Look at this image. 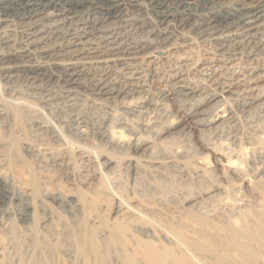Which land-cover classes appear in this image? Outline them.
Masks as SVG:
<instances>
[{
    "label": "bare ground",
    "instance_id": "bare-ground-1",
    "mask_svg": "<svg viewBox=\"0 0 264 264\" xmlns=\"http://www.w3.org/2000/svg\"><path fill=\"white\" fill-rule=\"evenodd\" d=\"M152 70L167 88L155 96ZM0 82V167L14 162L13 181L0 170V264H264V147L238 148L246 169L220 138L226 186L192 192L183 146L160 139L178 123L169 96L212 137L231 123L241 143L234 108L264 133V0H0ZM35 185L67 216L34 205ZM242 186L260 201L235 218Z\"/></svg>",
    "mask_w": 264,
    "mask_h": 264
},
{
    "label": "rangeland",
    "instance_id": "rangeland-1",
    "mask_svg": "<svg viewBox=\"0 0 264 264\" xmlns=\"http://www.w3.org/2000/svg\"><path fill=\"white\" fill-rule=\"evenodd\" d=\"M198 54H197V56H201V52H197ZM164 64H161L160 65V72H165V70L167 69V65H168V63H166V62H163ZM240 66H242L241 64H240ZM164 70H163V69ZM151 74L153 75L152 76V79H151V81H153V82H151V86L149 87V90H150V92H148L149 94H153L154 96L156 95L155 93H157V89L158 88H160L161 87V89L164 87V88H166V86H164L163 85V83H158V81H159V76L157 75V74H155L154 73V71L152 70L151 71ZM1 83V82H0ZM154 83V84H153ZM24 85V84H23ZM20 86L21 87V89L22 88H24L25 86ZM156 85V86H155ZM161 85V86H160ZM162 85H163V87H162ZM263 85H264V83H263ZM3 87V85H2V83L0 84V99L2 100V101H5V99H7L8 97H7V94L4 92L5 90H4V88H2ZM158 87V88H157ZM151 88V89H150ZM156 88V89H155ZM167 89V88H166ZM153 93H152V92ZM5 93V94H4ZM153 95H151V96H153ZM28 96V97H27ZM18 97H21V98H25L26 97V100L27 101H34V104L33 105H35V106H37V107H39L40 105H39V103H38V94H29V95H27V94H24V97H22V95L21 96H18ZM34 97H36V98H34ZM165 101H168V102H165ZM165 101H163V102H165L163 105V107L164 108H166L167 110H169L170 108V112H171V114L172 115H174V116H172L171 118H174V120H176L178 123H177V125H176V127L172 130L173 132H172V135L171 134H164V135H162L161 137H160V139L162 140V141H166V142H164V144L166 143L167 144V141L169 142H171V139H172V136H173V141H174V143H173V141H172V143H168L167 145H176L177 143V145L176 146H183V147H180L182 150H185L186 152H187V150L189 151V153H186L185 151H182V153H181V158H180V156H178V157H176V162H178V164L181 162V166L183 167H186V169H187V171H186V169H185V172L184 173H186L187 172V175L185 176V177H183V179L182 180H184L186 177L187 178H189V183H193L192 185L191 184H189V185H191V186H187L186 185V187L191 191L192 190V192L194 191V190H196V189H198V187H197V185H200L201 186V189H204V188H206L208 191L209 190H211V189H213V187H211L212 185H216V186H219L218 184H220L221 182L226 186V184H227V182L225 181V180H223L222 179V177H221V172H219L218 171V167L215 165V155H216V153L217 152H219L220 151V147L218 146V144H216V143H218L220 140V138L221 139H223V138H225V140H223V142H224V146H222V152H226L225 154L227 155L228 154V156H231V158L232 159H237L236 160V162H241V164H242V166L243 167H245L246 169H250V168H248V167H250V165L247 163V165H245L246 164V162L245 163H242V162H244V161H242L243 159L241 158V156L239 155V149H240V147L242 148V147H247V146H249L251 143L253 144V145H256V146H263L264 147V133H259L258 134V132H255L256 134H254V131H251L250 129H248V128H246V126H247V121L248 120H250V119H252L253 118V116H254V113L253 112H251V115L249 116V115H247V114H245L244 112H241V110H239V109H236V108H234V112L235 113H233L234 115H236V117H237V125H238V132H239V137L242 139L241 140V143L239 144L238 142V144H239V146L237 145V143L236 142H233L231 139H229V136H231L232 135V132L234 131L233 129V126H232V124L231 123H224V125L222 124L221 125V127L222 128H220V130H219V134L220 135H217L216 137H212V131L211 130H209L208 128H205L204 129V127H199V126H196L195 125V123L193 122V120H192V118L191 117H189V116H187L186 114H184L181 110H180V108H179V102L174 98V96H169L168 97V99L167 100H165ZM37 102V103H36ZM33 103V102H32ZM175 113V114H174ZM146 113H145V115L143 116L144 118L146 117ZM184 116V117H183ZM131 117H133V118H131ZM135 117V118H134ZM137 117V118H136ZM178 118V119H177ZM128 119H131V120H137L138 119V116H137V114H134L133 116L132 115H130V116H128ZM1 121V120H0ZM239 122V123H238ZM2 122H0V124H1ZM24 124H25V122H24ZM229 124V125H228ZM2 125H0V127H1ZM241 127V128H240ZM242 127L243 128H246V131L245 130H243L242 129ZM194 128V129H193ZM0 129H2V127L0 128ZM1 131V130H0ZM249 131H251V133H249ZM246 132H248V133H246ZM1 133H2V131H1ZM0 133V134H1ZM30 133H28V135H29ZM211 134V135H210ZM248 134V135H247ZM2 135V134H1ZM145 135H147L146 133H144V136ZM166 135H168V136H166ZM209 135V136H208ZM150 136H151V134H150ZM246 136H248L247 138H245ZM163 137V138H162ZM170 139H168V138ZM210 137V138H209ZM260 137H263V138H260ZM168 140H167V139ZM228 140H227V139ZM209 141H208V140ZM248 139V140H247ZM214 141H215V143H214ZM226 141V142H225ZM209 142H211V143H209ZM212 143H214V145L212 144ZM230 143V144H229ZM180 144V145H179ZM209 144V145H208ZM212 144V145H211ZM96 145V144H95ZM245 145V146H244ZM168 146V147H169ZM187 147H189L188 149H187ZM210 147V148H209ZM185 148V149H184ZM239 148V149H238ZM104 149V148H103ZM224 149V150H223ZM191 150V151H190ZM101 151V150H100ZM100 151H97L98 153H100ZM104 151V150H103ZM19 152H20V156H21V158H22V160L23 161H25V162H23V164H24V166L25 167H23V170H24V172L31 178V179H34L32 176H31V170H30V168H29V160L27 159V157H26V155L24 154V152L21 150H19ZM97 152H95L94 154H96L95 155V157H97V159H98V161L100 160L99 158L101 157V155L100 154H98ZM185 152V153H184ZM216 152V153H215ZM104 153V152H103ZM191 153V154H190ZM100 155V156H99ZM138 154H136L135 156H137ZM189 155V156H188ZM191 155V156H190ZM134 156V157H135ZM250 156H252V155H250ZM192 158V159H191ZM196 158V159H195ZM180 159H181V161H180ZM193 159H194V161H196V160H201L202 162H203V164H205L206 166H204V167H206V169H204V167H203V171H205V172H207V173H204V172H202V177H205V178H201V176H196L194 173V170L193 169H195V164H194V162H193ZM203 159V160H202ZM242 159V160H241ZM10 161H11V159H10ZM5 162V164H4V166H1L0 167V170L4 173L5 172V170H7L6 172L7 173H4L6 176H8V178L11 180V181H13L12 179H11V176L12 175H10L12 172V170H13V161L12 162ZM191 163H190V162ZM185 162V163H184ZM189 162V163H188ZM7 163V164H6ZM191 164V165H188V164ZM12 164V165H11ZM187 166H189V167H187ZM214 164V165H213ZM12 167H11V166ZM180 165V164H179ZM192 165H194V167L192 166ZM249 165V166H248ZM6 167H7V169H6ZM5 168V169H4ZM192 171H190L189 169ZM215 168V169H214ZM217 168V169H216ZM210 169V170H209ZM213 169V170H212ZM11 170V171H10ZM52 169H50L49 170V176L51 177V176H53V177H51V179L53 178V182H56L58 185H61L62 183V185H65V183H64V179L62 178V174H61V172L59 171V170H52ZM217 170V171H216ZM59 171V172H58ZM189 171L191 172V173H189ZM214 171H216V172H214ZM51 172V173H50ZM103 172V171H102ZM174 173V175L176 174V179L177 178H182L181 177V175L182 174H179V172H175V171H172V174ZM183 173V174H184ZM194 175H193V174ZM50 174H52V175H50ZM204 174V175H203ZM252 174V173H251ZM179 175V176H178ZM207 175V176H206ZM35 176V175H34ZM178 176V177H177ZM189 176V177H188ZM198 179H196V178ZM217 177V178H216ZM191 178V179H190ZM62 179V180H61ZM195 179V180H194ZM199 179H200V181H199ZM203 179H205V181L203 180ZM211 179V180H210ZM218 179V180H217ZM220 179V180H219ZM190 180H193V181H190ZM197 180V181H196ZM216 182H215V181ZM177 181H179L178 179H177ZM211 181V182H210ZM220 181V182H219ZM197 182V183H196ZM215 182V183H214ZM217 182H218V184H217ZM194 183H196V185H194ZM200 183V184H199ZM204 183V184H203ZM226 183V184H225ZM14 184V183H13ZM202 184H203V186H202ZM211 184V185H210ZM37 185V184H36ZM33 186V187H35V192H34V197H33V204L34 205H38L39 203H41V202H43L42 204L44 205V207H45V211H47V213H50L51 212V214H53L54 216L56 215V216H60V214H61V216L62 217H65V216H67V214L65 213V212H62V209H61V207H58V206H56V205H54V204H52V203H50V202H48V201H46L44 198H43V196H41V193L40 192H38L37 191V186ZM195 186V187H192V186ZM206 185V186H205ZM209 185V186H208ZM214 185V186H215ZM14 186H16V184H14ZM199 186V187H200ZM205 186V187H204ZM220 186H221V184H220ZM189 187H191V188H189ZM197 187V188H196ZM204 187V188H203ZM211 187V188H210ZM243 187V186H242ZM241 187V188H242ZM194 188V189H193ZM209 188V189H208ZM244 188V189H243ZM241 190L239 189L238 191H231V193L232 192H234L233 193V195H231V197L230 196H228V197H230L231 199H235L236 200V202H235V200L233 199L232 201H233V204H234V202H235V204H234V206H233V209L234 210H231V216L233 217H235V218H238V217H241L242 215H248V211L250 212V207H251V204H253V200H255L254 201V203L256 202V199H258V198H260V193L258 194V193H254V192H249L250 190H248V189H246L245 187H243ZM206 189H204V190H206ZM33 190H34V188H33ZM36 193V194H35ZM228 193V192H227ZM227 193H226V195H227ZM231 193H228V195H230ZM251 193H252V195H251ZM223 194V193H222ZM221 194V195H222ZM238 194H239V196H238ZM262 194V193H261ZM237 195V196H236ZM241 195V196H240ZM259 195V196H258ZM264 195L262 194V197L260 198V200L263 198L264 199V197H263ZM216 198H217V196H215ZM215 197H213V198H209V199H206L205 201H204V205L205 206H207V207H205L206 208V210H210V209H213L215 206ZM233 197V198H232ZM242 197V198H241ZM241 198V200H239ZM211 199V200H210ZM243 199V200H242ZM250 199V200H249ZM262 199V200H263ZM259 200V199H258ZM259 200V201H260ZM180 201V200H179ZM212 201V202H211ZM252 201V202H251ZM259 201H257V202H259ZM239 202V203H238ZM248 202V203H247ZM250 202H251V204H250ZM263 202V201H262ZM14 204H10L9 205V210H10V212H12V214H14V212H15V205L13 206ZM179 205H180V203H179ZM182 205V204H181ZM247 205V206H246ZM52 207V208H51ZM55 207V208H54ZM235 207V208H234ZM14 208V209H13ZM35 208H36V206H35ZM39 209V210H38ZM36 208V213L37 214H40L42 211H41V209L40 208ZM248 209V210H247ZM13 210H14V212H13ZM244 210V211H243ZM39 211V212H38ZM41 211V212H40ZM235 211V212H234ZM59 212V213H58ZM57 214H59V215H57ZM60 216V217H61ZM15 217V218H14ZM14 218V219H13ZM17 217L16 216H14V215H12V218H9L11 221H12V223L13 224H18V221H17V219H16ZM10 220H9V222H10ZM16 223H15V222ZM38 226V225H37Z\"/></svg>",
    "mask_w": 264,
    "mask_h": 264
}]
</instances>
